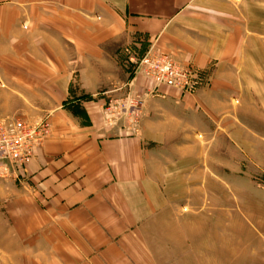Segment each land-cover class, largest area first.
Listing matches in <instances>:
<instances>
[{"label": "crops", "instance_id": "obj_1", "mask_svg": "<svg viewBox=\"0 0 264 264\" xmlns=\"http://www.w3.org/2000/svg\"><path fill=\"white\" fill-rule=\"evenodd\" d=\"M0 4V113L50 118L52 136L26 171L51 216L74 214L105 240L122 236L108 264H235L241 235L240 264H264V190L253 175L234 179L242 164L264 173V0ZM140 46L190 70L196 96L138 74ZM127 93L150 96L140 138L103 122L108 98ZM190 171L215 180L211 190L226 172V215L204 199L203 181L191 196ZM186 205L187 215L176 213Z\"/></svg>", "mask_w": 264, "mask_h": 264}, {"label": "rangeland", "instance_id": "obj_2", "mask_svg": "<svg viewBox=\"0 0 264 264\" xmlns=\"http://www.w3.org/2000/svg\"><path fill=\"white\" fill-rule=\"evenodd\" d=\"M0 7H3V5L0 4ZM132 49L137 55L138 60L136 63L141 61L150 51L158 52L154 49L147 51L146 48L144 51V47L142 46L133 47ZM128 93L120 98H108V101L105 102L102 107L103 122L106 128L111 129L110 131L119 127L124 136L129 138H140L142 136V121L145 116V108L150 96L145 94L139 97L132 96ZM195 96L196 93L193 95H185V97ZM233 103L238 104L237 99H235ZM131 104L133 105L130 106ZM115 107L119 109L115 110ZM111 108L112 111H110ZM18 121L24 122L32 127L35 126V124L48 125L50 134H48L46 138H42L41 145L33 146L32 148L33 161L36 152L42 149L52 136L50 118L46 116L40 120H33L20 115L9 117L0 113V123H17ZM32 127L31 129H34V127ZM7 163L8 162H6V165ZM240 167H243L244 171L236 172L234 177L235 183L242 185L243 182L250 179L248 175L250 174L253 175L252 180L258 187L264 190V173L258 176L251 171H249L251 173L246 171L247 167L245 164L240 165ZM26 168L27 165L23 167L10 165L11 170L9 178H7V180H2L0 178V264H108L105 256L107 258L109 256L106 253L110 249H114L111 253L116 250L113 245L122 241V236H119L117 240L114 238H112L113 240H105V230L93 226L88 222L80 223L78 219L76 220L74 214L70 215L66 212H60L57 216H51L50 209L46 208L49 204L44 201V204H42L41 200L38 199L40 192L38 193L32 175L26 171ZM192 172L193 171H190L191 175L188 177H183L186 179L188 178V184L192 186L190 188L192 192H190L191 196H195L197 192L195 188L196 185H199L200 181H203V184L208 189V192L203 194L204 199L214 201L215 205H219L220 215H226L228 193L225 186L222 185V181H224V183L226 182V172L220 171L224 172V175L219 177L220 185L218 184L219 188L218 190L215 189L216 191L211 190L212 184H217L215 180H211V178L206 175L199 177ZM138 177L139 180L141 179L145 182L147 180V176L143 171L139 172ZM160 178H162V176H160ZM105 181H110V179L107 178L104 182ZM233 194L234 198H232V201H234L235 204V215L238 216L242 214L243 197L241 198V192L236 191L233 192ZM43 197L45 201H49L48 197L46 198L45 195H43ZM229 199L231 198L229 197ZM41 204L43 206H41ZM38 205L40 207H37ZM190 210V207L186 205L178 209L176 213L179 215H187ZM181 226L183 227L184 225ZM178 230L181 232L195 231L190 227L185 230L179 227ZM114 235V237L117 236L116 234ZM193 239H196L192 241L194 244L193 247L196 249L200 246L201 241L198 236H193ZM235 246L238 248L236 252L240 255H236L235 264H240L243 258L242 235L236 238ZM111 257L113 258L115 256L113 255ZM249 264H259V262L251 259Z\"/></svg>", "mask_w": 264, "mask_h": 264}, {"label": "built area", "instance_id": "obj_3", "mask_svg": "<svg viewBox=\"0 0 264 264\" xmlns=\"http://www.w3.org/2000/svg\"><path fill=\"white\" fill-rule=\"evenodd\" d=\"M136 72L156 87L175 89L184 96L195 93L197 81L194 74L159 52L150 51L137 62ZM118 109L115 107V110ZM31 127L21 121L0 123V178L2 180L9 178L10 165L23 167L30 164L33 158V146L41 145L44 137L50 134L47 124H35L34 129ZM6 162L9 165L8 163L6 165Z\"/></svg>", "mask_w": 264, "mask_h": 264}]
</instances>
